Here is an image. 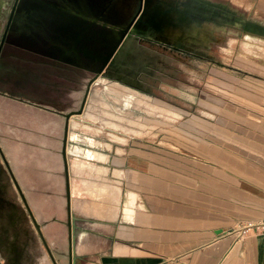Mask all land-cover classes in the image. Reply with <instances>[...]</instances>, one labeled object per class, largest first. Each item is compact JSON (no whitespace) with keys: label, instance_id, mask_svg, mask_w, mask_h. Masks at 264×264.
<instances>
[{"label":"rangeland","instance_id":"1","mask_svg":"<svg viewBox=\"0 0 264 264\" xmlns=\"http://www.w3.org/2000/svg\"><path fill=\"white\" fill-rule=\"evenodd\" d=\"M139 8L140 0H14L3 25L0 18V147L15 172L18 160L30 162L21 173L42 172L39 161L52 158L45 146L58 151L63 169L64 114L80 109L88 81ZM161 23L171 30L187 23V36L159 37V28L153 35ZM125 48V72L140 96L120 84L111 96L97 85L84 117L100 124L73 120L79 129L70 131V139L78 136L71 167L78 156L106 174L92 193L95 216L119 217L122 170L114 179L98 164L120 168L119 155L145 159L161 180L171 175L179 185L176 179L186 178L195 191L218 186L264 199V0H144ZM2 159L0 151V262L53 264ZM23 189L56 260L68 264L66 194L49 195L44 204L43 195ZM84 193L78 198L85 201ZM72 213L76 233L91 241L101 226L80 220L94 217L91 209L78 203ZM85 244H75L77 264Z\"/></svg>","mask_w":264,"mask_h":264},{"label":"crops","instance_id":"2","mask_svg":"<svg viewBox=\"0 0 264 264\" xmlns=\"http://www.w3.org/2000/svg\"><path fill=\"white\" fill-rule=\"evenodd\" d=\"M187 26L186 23L184 29L179 27L171 30L167 23H161L151 28V32L154 35L157 32L154 29L159 28L156 36L161 37L165 32L175 37H183L187 36L185 28ZM125 45L126 37L123 46L120 45L122 46L120 51L113 57L112 64H109L95 80L96 82L100 78L107 80L108 82L101 89L108 91L111 96L112 90L118 89L117 86L120 84L121 87H128V92L133 96L137 91L139 97L141 90L137 87L135 77L130 78L125 72ZM134 47L135 44L133 49ZM95 86L92 88L90 86L92 90L89 89L83 114L73 119L71 117L81 125L90 124L96 127V124H100L84 117L88 108L94 103ZM122 106L128 107L125 104ZM71 119L69 133L73 128ZM101 127L111 128L104 125ZM76 133L78 135L77 131ZM77 139H68V150ZM43 149L46 154L52 155V158L39 161L38 168L42 172L21 173L26 167L30 168L28 166L30 162L26 161L24 164L18 160L14 164L15 168L19 169L17 173L10 160L6 158L21 188L26 186L28 193L43 195L45 204L50 202L49 195L66 194V180L61 153L62 145L59 151L62 158V170L59 159L57 160L58 151L50 146H45ZM73 151L76 152V150ZM71 152L70 150L69 153ZM70 156L71 154L68 158ZM73 157L76 159L78 156ZM118 157H122L118 159L123 160L120 168H110L114 166V161L110 165L98 164L109 167L112 178L116 177L113 174L115 169L122 170L125 180L122 177L120 179V183L123 180V194L119 217L116 221L95 222L101 226V229L96 231L97 235L90 233L91 241L84 240L86 244L79 250V252L85 250V254L79 257L80 264H264V233L259 232V229L248 227L258 225L264 220L263 198L256 197L245 190L237 193L235 189L227 188L221 192L218 186L206 187L207 189L202 187L201 189L205 191H199L197 188L195 191L193 186H188L189 181L186 178L185 181L184 178L176 179L180 182L179 185L174 183L170 178L171 175L166 177L169 179L161 180L158 177L162 174L158 172L160 170L137 155H119ZM72 182L71 177V191ZM77 186V194H82L80 182ZM215 187L218 188L215 189ZM23 192L27 193L24 189ZM78 203L85 208L90 201L88 197L85 201L77 198L76 205ZM156 204H161L162 207L158 209L160 208L159 210L163 212H156ZM80 220L95 221L97 219L88 217L80 218ZM243 227L249 229L239 235V229ZM96 237L100 238L99 251H94L98 245V241L94 239ZM77 255L74 257V264H77L75 263ZM68 264H70L69 252Z\"/></svg>","mask_w":264,"mask_h":264},{"label":"water","instance_id":"3","mask_svg":"<svg viewBox=\"0 0 264 264\" xmlns=\"http://www.w3.org/2000/svg\"><path fill=\"white\" fill-rule=\"evenodd\" d=\"M143 1L144 0H140V8L139 11L137 13V15L135 16V18L132 20V22L130 23V25L128 26L127 30L125 31L124 37L127 33L130 32L131 26L132 24L135 22V20L137 19L138 15L141 12L142 6H143ZM124 37L118 41L117 45L114 47L113 51L109 54L108 58L106 59L105 63L103 64V67L100 69V71L92 78L90 79V81L87 83L86 89H85V93L84 96L82 98L81 101V107L79 110L76 111H72L68 114H64V117L66 119L65 121V127H64V136H63V144H62V158H63V164H64V173H65V180H66V210H67V227H68V243H69V260H70V264H74V240H75V226H74V217H73V213H72V191H71V173H70V163H69V158H68V139H69V130H70V119L72 116L74 115H81V113L84 110V106L86 104V100H87V96L89 93V89L90 86L92 84V82L96 79V77L101 74L104 70V68L106 67V65L108 64V62L110 61L111 57L114 56L115 52L117 51V49L119 48V46L121 45L122 40L124 39ZM1 149V147H0ZM1 151V155H2V160L5 163V166L10 174V177L12 178V181L14 182L20 196L22 197L25 206L27 208L28 213L30 214V217L33 221V223L35 224L37 231L39 233V236L43 242V244L45 245L49 257L52 260L53 264H59L58 261L56 260L52 249L50 248L48 242L46 241L44 234L42 232V227L41 225L38 223L36 217L34 216V213L32 211V209L29 206V203L24 195V192L18 182V180L16 179L12 168L10 166L9 161L7 160L5 154L3 153L2 149ZM1 264V262H0Z\"/></svg>","mask_w":264,"mask_h":264},{"label":"flooded vegetation","instance_id":"4","mask_svg":"<svg viewBox=\"0 0 264 264\" xmlns=\"http://www.w3.org/2000/svg\"><path fill=\"white\" fill-rule=\"evenodd\" d=\"M4 13V9L3 7H0V14ZM1 21H2V25L4 24V16L0 17ZM73 123V130L79 128L76 124V122L72 121ZM76 124V126H75ZM90 129V128H89ZM92 130V129H90ZM71 150V149H70ZM69 150V151H70ZM92 156V155H90ZM95 156V155H93ZM92 156V157H93ZM78 159V157L76 158ZM75 164L71 167V172L73 169V173H72V193H73V201H74V206L77 203V198H78V194H77V183L80 182V186L82 188V191L85 192V194L88 196L90 203L87 205V207L89 209H91V211L93 212V216H95L94 214V210H97V203L95 202V198L93 197L92 193L93 191H95V189L97 188V185H102L104 183V176L106 175L103 171L104 174H100L98 172H93L94 171V167L92 166V164L90 163H86L83 162V160H76ZM88 169V170H87ZM97 218V217H96Z\"/></svg>","mask_w":264,"mask_h":264},{"label":"bare ground","instance_id":"5","mask_svg":"<svg viewBox=\"0 0 264 264\" xmlns=\"http://www.w3.org/2000/svg\"><path fill=\"white\" fill-rule=\"evenodd\" d=\"M13 2H14V0H0V7H3V9H4V14H5V18L9 15V12H10V8H11V6L13 5ZM4 18V23H5V21H6V19ZM125 37H127V34H126V36ZM97 80V79H96ZM96 80L92 83V85H91V88H92V86H97V85H102V86H104V85H106V83L108 82L107 80H104V79H102V78H100L97 82H96ZM96 82V83H95ZM90 88V90H92ZM90 95H91V92H90ZM91 97V96H90ZM84 112V111H83ZM83 114V113H82ZM81 114V115H82ZM81 115H74V116H72V119L74 118V117H76V116H81ZM71 119V120H72ZM73 121V120H72ZM73 125V124H72ZM69 139H70V133H69ZM71 140V139H70ZM70 150V149H69ZM69 150H68V155H70V153H69ZM70 173H71V164H70ZM71 176H72V173H71ZM107 198V197H106ZM106 198H104V199H106ZM108 199V198H107ZM100 200V199H99ZM103 203V202H102ZM72 204H73V206H74V201H73V195H72ZM106 204V203H105ZM108 204V203H107ZM103 207V206H102ZM101 207V208H102ZM130 207V206H129ZM107 208H105V210H106ZM101 211H102V209H101ZM81 217V216H80ZM85 218V217H84ZM96 218V217H95ZM97 220H95V221H90V223L92 224V225H94L95 226V222H99V221H102V219H98V218H96ZM74 226H75V240H74V256H75V244H76V242H77V246L78 245H80V243L81 242H84V240L85 239H87L86 237H84L83 235H81V234H77L76 233V220H77V218L76 217H74ZM82 221H85V220H82ZM103 221H106V220H103ZM107 221H111V220H107ZM260 224H262L261 222H259ZM260 224H258V225H260Z\"/></svg>","mask_w":264,"mask_h":264},{"label":"built area","instance_id":"6","mask_svg":"<svg viewBox=\"0 0 264 264\" xmlns=\"http://www.w3.org/2000/svg\"><path fill=\"white\" fill-rule=\"evenodd\" d=\"M262 224L260 225H252V226H248L250 229H255V230H258L261 232V233H264V220L261 221ZM248 227H243L241 229H239V235H242L243 233H245V231L247 229H249Z\"/></svg>","mask_w":264,"mask_h":264}]
</instances>
